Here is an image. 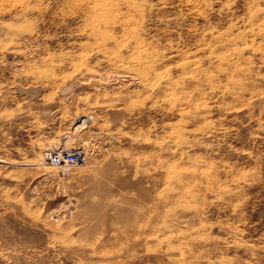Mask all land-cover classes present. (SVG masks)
Here are the masks:
<instances>
[{
    "label": "rangeland",
    "instance_id": "1",
    "mask_svg": "<svg viewBox=\"0 0 264 264\" xmlns=\"http://www.w3.org/2000/svg\"><path fill=\"white\" fill-rule=\"evenodd\" d=\"M0 264H264V0H0Z\"/></svg>",
    "mask_w": 264,
    "mask_h": 264
},
{
    "label": "built area",
    "instance_id": "2",
    "mask_svg": "<svg viewBox=\"0 0 264 264\" xmlns=\"http://www.w3.org/2000/svg\"><path fill=\"white\" fill-rule=\"evenodd\" d=\"M48 161L54 165L75 166L82 162L83 156L79 152H53L47 157Z\"/></svg>",
    "mask_w": 264,
    "mask_h": 264
}]
</instances>
